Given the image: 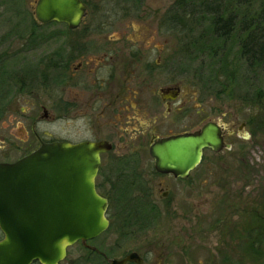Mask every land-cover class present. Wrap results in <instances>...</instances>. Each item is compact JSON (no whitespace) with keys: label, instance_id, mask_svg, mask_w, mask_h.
<instances>
[{"label":"flooded vegetation","instance_id":"1","mask_svg":"<svg viewBox=\"0 0 264 264\" xmlns=\"http://www.w3.org/2000/svg\"><path fill=\"white\" fill-rule=\"evenodd\" d=\"M151 1L78 0L84 11L78 26L73 28L64 21L40 22L36 16L39 0H0V18L12 15L24 21L28 19L22 28L13 25L0 37V79L12 83V96L31 97L32 94H41L44 102L39 106L31 108L32 103L26 102L30 109L21 107L18 111L31 113L34 110L30 115L35 118L40 110L41 121L58 122L62 132L58 138H42L32 130L33 139L25 142L24 147H17L18 151L14 152L19 157L0 162H16L43 143L104 144L105 150L99 153L94 186L96 193L107 201L106 218L109 226V212L115 208L122 211L121 214L126 210L138 211L141 222L150 223L153 228H158L165 215L171 217V214L174 216L178 212H185V216L189 217L192 188L190 175L204 160L206 151L219 156L232 149L234 138L248 142L255 135V129L248 125L252 123L250 118L235 132L227 130L222 122L208 119L202 114L199 120L205 121L204 124L192 128L188 106L190 99L185 97L181 100V88L172 84V77L168 78L165 86H156V91H149L150 84L159 82L158 69L164 62L160 57L162 50L154 48L151 39L158 37L160 30L170 33L175 28V20L170 12L175 1L160 14ZM25 6H28L27 10ZM132 20L138 23H130ZM38 29L49 31L37 33ZM132 32H135L133 38ZM147 34L151 39L146 37ZM37 38H42L43 42L32 43ZM38 51L46 53L33 71L30 65L31 53ZM167 64L170 75L174 70L173 61L167 60ZM177 123H182V130L172 129ZM206 124L218 128L222 139L220 149L214 151L209 147L204 148L200 163L185 177L156 168L150 154L155 143L200 131ZM246 128L247 132L244 131ZM243 149L244 146H240L238 152ZM103 171L106 176L100 183L97 179ZM222 204L221 200L217 206L220 218L216 217L209 222L213 223L211 227L216 226L220 232L228 228L226 241L223 240L229 251L225 254L222 252L221 246L224 244L221 242L220 247L217 245L212 257H209L212 260L221 259L222 264H235L233 259H237L239 264L238 257H235L237 247L232 243L233 240H229L235 231L238 233V226L230 225L228 217L218 210L219 205L224 207ZM225 204L235 209V204ZM123 219L124 224L131 223L128 214ZM187 221L188 225L184 221L183 225H176L173 231L169 228L168 235L172 239L168 248L158 237L156 247L164 250L162 254L158 253L159 259L163 253H169L166 250L171 249V259H179L174 264L188 263L187 259L191 258L192 232L190 220ZM107 229L85 244L77 241L74 245H79L90 256L107 263L110 254L105 240H101ZM130 253H136L141 264L145 263L147 257L144 254L131 251L125 256ZM195 261V264H200L198 259ZM214 262L210 261L209 264Z\"/></svg>","mask_w":264,"mask_h":264},{"label":"rangeland","instance_id":"2","mask_svg":"<svg viewBox=\"0 0 264 264\" xmlns=\"http://www.w3.org/2000/svg\"><path fill=\"white\" fill-rule=\"evenodd\" d=\"M173 1L179 3L178 0H153L151 4L157 8L156 11H159L160 14ZM251 1H254L252 9L255 10L257 4L255 0ZM27 9L28 6H25V10ZM0 11L2 10L0 9ZM9 11L15 12L14 10ZM17 17L19 18V16L6 15L0 18V37L13 25L15 28H22V24L28 22V19L24 21ZM195 18L201 19L202 16L198 17L196 15ZM131 22H137V20H132ZM195 23L196 20L193 23L188 19V25L186 26L188 28L191 27L189 32L182 31L181 27H183V24L179 26L175 22L173 32L170 31L168 33L160 30L159 36L154 37V39L148 37L147 34L146 37L153 41L154 48L159 47L162 50L160 57L164 60V64L162 63L158 69L159 82L150 84L149 91H156V86H165L168 78L172 77V84L179 85L181 88V100L185 97L190 99L188 106L192 128H199L204 124L205 121L200 122L199 120L202 114L207 116L208 119L211 118L222 122L227 130H234L235 132L244 121H248L250 118L252 123L250 122L248 125L255 129V135L251 136L248 142L234 138L232 149L223 152L219 156H213L206 151L204 160L190 175L192 188L189 217L185 216V212H178L174 216L171 214V217L165 215L162 217L158 228H153L150 223L148 224L145 221L142 223L140 217H138V211L135 210H126L129 215L131 214V223L124 224L123 218H126L127 213L120 214L122 211L115 208L109 212L110 226L101 240H105L106 249L110 254L109 257L113 259H121L128 252L135 251L147 257L144 264H174L178 258L171 259L173 256L171 249L166 250L169 252L168 254L163 253V257L158 258V253L162 254L164 250L162 248L158 249L156 242L158 237H161V241H164L165 246L168 248L171 245L170 239H172L171 235H168L169 228L171 229L170 231H173V228L176 229V225L180 226V223L183 225L184 221L188 225L189 222L187 220L189 219L192 236L190 240L191 258L187 259V264H195L197 259L200 264H209L210 261L222 264L221 259L212 260L209 257H212V253L215 251L214 248L217 245V247H220L221 242L224 244L221 246L223 247L222 252L225 254L229 251V248L224 243L228 228L226 227L223 230L224 232H220L216 229V226L211 227L213 223L209 222L216 219V217L220 218L217 206L222 200L224 207L219 205L218 210L223 216L228 217L230 225L238 226V233L235 231L234 235L229 236V240H233L234 242L232 243L237 247L235 257H238L239 264H264V229H257V227L264 228V221H261V219H264V131L256 130L254 126L255 120L259 123L264 121V109L251 105L253 103V92L258 89L264 91V64L257 72L258 74L254 75L249 73L245 66L239 62L238 57L233 54L239 90L235 89L233 94H230L228 89H218V87H213L210 84L207 87H203L193 75V71L198 68L200 62L205 61L204 63L207 64L208 60L199 57L196 62L189 63V59L184 53L185 47L183 46L193 36H196L205 25L202 24L203 26L199 27ZM192 29L194 33H192ZM36 31L37 33L39 31L44 33L49 30L38 29ZM133 37H135V32H132ZM139 38L137 37L138 40H140ZM42 42V38L32 40L34 44H41ZM236 50L237 41L233 44L232 52L235 53ZM44 53L46 52L31 53L30 65L33 71ZM230 59H232V55L229 57ZM167 60L173 61L174 70L170 72V75H168ZM203 71L206 72L207 69L204 67ZM1 80L0 161L6 159L12 161L18 158V154L15 156L14 152L18 151L17 147H24L25 142L33 139L32 130L42 138L45 136L48 138L61 136V124L41 121L40 110L35 118L30 115L34 110L31 113L18 111V108L21 107L30 109L29 103L27 104L26 102L32 103L31 108L39 106L44 102L41 94H32L31 97L12 96V83ZM33 86L35 87V84ZM37 89L39 88L37 87ZM225 114L226 116L223 117L222 115ZM144 118L146 120L147 116ZM172 129L182 130L183 125L182 123H177ZM244 131L247 132L248 129L246 128ZM241 135L242 133H240ZM240 146H244L242 152H238ZM105 165L106 167L108 166V164ZM242 165L244 166L242 167ZM248 167L250 168L249 170L247 169ZM236 168L239 169L237 170ZM103 170L105 171V166ZM104 171L97 179L100 183L104 181V176H106ZM225 203L235 204V209L226 207L225 205L227 204ZM256 217L261 219H256ZM254 220L257 221L254 222ZM259 221L262 223H259ZM161 224L165 226H161ZM161 229L163 230L160 231ZM230 261L232 260L230 259ZM233 261L237 264V259H233ZM60 264L106 263L101 259L88 255L80 249L79 245H74L67 249V255Z\"/></svg>","mask_w":264,"mask_h":264},{"label":"water","instance_id":"3","mask_svg":"<svg viewBox=\"0 0 264 264\" xmlns=\"http://www.w3.org/2000/svg\"><path fill=\"white\" fill-rule=\"evenodd\" d=\"M83 11L78 0H39L36 16L74 28ZM221 146L218 128L206 124L158 141L150 154L158 170L185 177L200 163L204 148ZM104 150V144L51 142L16 162H0V264H60L75 242L85 244L108 228L107 201L94 186ZM106 261L141 264L136 253Z\"/></svg>","mask_w":264,"mask_h":264},{"label":"trees","instance_id":"4","mask_svg":"<svg viewBox=\"0 0 264 264\" xmlns=\"http://www.w3.org/2000/svg\"><path fill=\"white\" fill-rule=\"evenodd\" d=\"M178 2L173 5L170 12L177 25L183 24L182 31L189 32L191 27L186 26L188 19L193 23L196 20L199 27L205 24L196 36L183 45L189 63L196 62L199 57L208 60L207 64L205 61L200 62L198 68L193 71V75L203 87L210 84L218 89H228L230 94H233L235 89L239 90L233 54L249 73L258 74L264 64V0H255L257 4L255 10L252 9L254 1L251 0H178ZM196 15L202 18L196 19ZM236 41L237 50L234 53L232 50ZM231 55L232 59L229 60ZM204 67L207 69L206 72L203 71ZM252 100L253 107L256 105L257 108L264 109L263 90H255ZM254 126L256 130L264 131V121L259 123L255 120ZM127 214L129 215V212Z\"/></svg>","mask_w":264,"mask_h":264}]
</instances>
